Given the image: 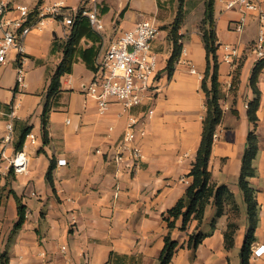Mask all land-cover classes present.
<instances>
[{"label":"crops","instance_id":"0c3cea01","mask_svg":"<svg viewBox=\"0 0 264 264\" xmlns=\"http://www.w3.org/2000/svg\"><path fill=\"white\" fill-rule=\"evenodd\" d=\"M0 1L6 6L0 14V37L22 18L20 7L29 9L24 22L31 26L23 38L25 54L20 57L19 51L11 48L7 62L0 64V138L12 120L14 137L6 146V155L12 157L24 149L28 157L24 173H15L8 161L1 164L0 264L2 254L9 264H158L168 233L178 241L170 264H242L249 217L239 178L253 127L249 115L250 103L256 98L251 84L257 62L253 48L264 30V0H258L263 17L257 11L250 13L248 22H252H247L243 32L234 29L240 11L226 8V0L214 2L223 116L214 133L209 170L212 182L229 188L232 201H225L218 216L216 199L211 197L203 218L192 217L186 229H182V217L173 229L165 217L192 181L188 173L202 140L207 52L200 26L205 0H181L180 9L177 0H118L117 9L103 0L109 8L106 13L98 6L101 0H93V7L88 0ZM54 3H63L66 14L80 7L97 11L111 33L107 37L99 31L103 35L101 52L137 22L154 20L159 33L151 50L158 55L159 70L151 82L153 92L141 105L126 110L111 98L109 108L101 112L97 101L85 92L93 71L80 59L72 73L62 76L61 92L52 98L49 141L44 143L42 114L48 86L63 57L60 43L68 39L72 24L69 19L42 17V6ZM180 11V42L186 52H181L170 74L167 65L174 44L169 31ZM41 19L43 23H39ZM237 42L242 53L232 65L223 58L225 46ZM192 66L197 73L191 71ZM18 67L26 72L24 86L17 81ZM257 87L259 153L254 160L257 173L249 182L258 201L259 222L251 250L264 244V68ZM150 108L155 112L146 120V134L136 140L143 150L140 167L133 168L132 161L118 165L113 156L129 114L140 115ZM24 128L27 134L33 132L37 141L24 145L26 134L18 147ZM61 158L66 159L65 164L58 163ZM51 166L53 184L48 179ZM182 177L190 183L181 181ZM16 195L26 207V219L14 229L19 220ZM228 231L233 236L231 247L226 246ZM199 232L206 236L192 249L189 237ZM254 264H264V255Z\"/></svg>","mask_w":264,"mask_h":264},{"label":"trees","instance_id":"16d2710c","mask_svg":"<svg viewBox=\"0 0 264 264\" xmlns=\"http://www.w3.org/2000/svg\"><path fill=\"white\" fill-rule=\"evenodd\" d=\"M215 0H205L206 11L204 19L201 23V31L203 41L207 52V67L202 82V88L206 92V114L203 119L202 140L197 152L196 161L191 168L188 176L192 178L186 193L182 196L175 206L169 211V215L165 217L170 229L175 227V221L182 217V229H186L188 222L192 217L201 220L204 216L207 204L211 197H215L218 207L217 215L220 216L224 210L225 201H232V193L226 185H217L211 180V172L209 170V161L214 142V133L217 125L223 116V109L220 106L219 99L222 95L221 84L219 82V59L217 50L219 48L218 36L216 32V24L214 17ZM108 6L104 5L100 8L102 13L108 11ZM86 9L80 7L76 13L71 15L72 24L71 31L67 40L60 43V49L63 57L58 64L56 70L51 75L50 84L48 86L46 102L42 114L43 140L44 143L49 141L48 138V118L53 107L52 98L61 92V78L73 71V66L80 59L83 60L87 67L95 71L97 69L98 56L101 53L103 44V35L95 30L90 22L89 16L84 14ZM125 9L120 13V17L124 16ZM181 12V11H180ZM178 13L174 23L171 26L169 35L173 41V52L168 60L167 70L171 74L176 62L179 60L182 52L183 44L180 42L179 29L182 23L183 13ZM181 14V16H179ZM62 18V16H58ZM89 45H87V44ZM264 68V58L258 60L252 72L251 84L256 92V98L250 103L249 115L253 123L247 138V146L242 159V170L239 178V184L244 192L248 205L249 227L244 239L241 250L242 264H249L251 256V248L256 236L255 231L259 222L258 201L255 196V190L251 187L249 178L256 175L257 170L254 167V160L259 153L258 137L256 135V127L258 124L257 109L259 106V89L257 87V78L260 71ZM210 82V84H209ZM28 129L24 128L19 134L20 141L18 147L26 136ZM53 166L48 172V179L52 181ZM18 202L19 220L15 224L17 229L22 226L26 219V207L22 203L19 196L16 195ZM204 233H194L189 237L188 246L196 249L205 238ZM233 244L232 232L226 233V246L231 247ZM178 248V241L173 240L171 234L165 237V245L162 249L158 264H170L174 254ZM2 264H9V258L2 254Z\"/></svg>","mask_w":264,"mask_h":264},{"label":"built area","instance_id":"2783aa9c","mask_svg":"<svg viewBox=\"0 0 264 264\" xmlns=\"http://www.w3.org/2000/svg\"><path fill=\"white\" fill-rule=\"evenodd\" d=\"M226 8L240 11V18L234 22V29L238 32L244 31L250 13L257 11L263 17L258 0H226ZM5 10V4L0 1V14H3ZM20 10L22 18L14 21L13 27L5 29L3 36L0 37V64L7 62L11 48H16L20 57L26 52L23 38L28 34L31 26L25 24L24 18L28 17L29 9L23 6L20 7ZM41 13L42 17L62 16L63 20L69 19L70 23L72 22L71 15L74 14L73 12L66 14L63 3L42 6ZM84 14L89 16L94 29L98 31L103 29L104 25L96 10H85ZM39 23H43V19ZM158 33L159 27L156 22L144 19L137 22L133 28L124 30L100 53L97 69L93 71V78L86 85L85 92L97 101L101 112L109 108L111 98L117 99L126 110H131L150 97L153 92L151 82L159 70L158 55L151 50V43ZM253 49L257 61L264 58V30H260ZM225 50L224 60L234 65L241 56L242 45L240 42L227 44ZM182 52L185 53L186 48H183ZM17 70L18 84L24 86L26 72L23 67H18ZM191 71L197 73L193 66ZM199 75L202 77L201 74ZM154 112L155 110L150 108L140 115L129 114L124 134L118 142L113 156V160L118 165L121 166L124 162L132 161L133 168L140 167L143 150L136 140L138 136L146 134V120ZM13 115L14 111L11 112V116ZM13 137L14 123L10 120L6 125L4 136L0 138V170L2 162L8 161L14 172L20 174L28 169V157L24 149L16 152L12 157L6 155V146L13 140ZM28 141L30 144L36 143V136L33 132L27 134L24 145ZM58 163L65 164L66 159L61 158ZM180 180L190 183L186 177H182ZM263 255L264 244L254 247L251 251L249 264H254Z\"/></svg>","mask_w":264,"mask_h":264},{"label":"rangeland","instance_id":"374dc122","mask_svg":"<svg viewBox=\"0 0 264 264\" xmlns=\"http://www.w3.org/2000/svg\"><path fill=\"white\" fill-rule=\"evenodd\" d=\"M107 2H109V4L110 5H112L113 7H114V9L116 8L117 9V2H118V0H106ZM178 1V8L180 9V7H183V5L181 4L182 3V1L181 0H177ZM195 1H198V0H195ZM88 5L90 6V7H93L94 6V1L93 0H88ZM104 5H106V3H105V1H103V0H101V2L100 3H98V6L101 8V7H103ZM181 13V12H180ZM179 16H181V14L179 15ZM101 18V17H100ZM249 22H252V20L251 21H249ZM248 22V23H249ZM156 24H157V22H156ZM108 26V25H107ZM107 26H106V24H105V27L102 29V30H100L104 35H106L107 37H109L110 35H111V33H109L108 31H107ZM158 26V25H157ZM159 27V26H158ZM98 31V30H97ZM115 33V31H113V34ZM83 66V65H82ZM77 69H78V67H77ZM76 69V70H77Z\"/></svg>","mask_w":264,"mask_h":264}]
</instances>
